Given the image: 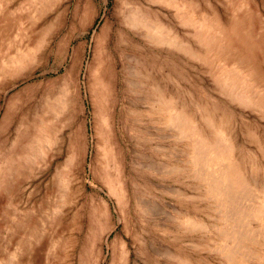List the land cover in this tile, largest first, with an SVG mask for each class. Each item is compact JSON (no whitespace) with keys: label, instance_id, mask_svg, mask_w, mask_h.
Here are the masks:
<instances>
[{"label":"rangeland","instance_id":"rangeland-1","mask_svg":"<svg viewBox=\"0 0 264 264\" xmlns=\"http://www.w3.org/2000/svg\"><path fill=\"white\" fill-rule=\"evenodd\" d=\"M127 3L0 0V264H264V0Z\"/></svg>","mask_w":264,"mask_h":264},{"label":"bare ground","instance_id":"bare-ground-1","mask_svg":"<svg viewBox=\"0 0 264 264\" xmlns=\"http://www.w3.org/2000/svg\"><path fill=\"white\" fill-rule=\"evenodd\" d=\"M129 2L130 3H127V4H130L131 6H129L130 8H127V9H129V11H127L128 13L126 14V17H125V22H126V24L128 26H130L132 28L140 29L141 31L144 32L145 36L152 37L151 38L152 40L154 39L157 43L163 44V46L164 45H168L169 47H173L177 51H180L181 50V47H182L181 40L178 37V35L176 34V32H174L173 29L165 28V26L164 25H161L160 22L158 23V20H156V19L152 20V17L151 16H153V15L148 14L149 12L148 13L147 12H144L138 6H134V3H132V0H129ZM99 37H101L100 32H99ZM146 38H149V37H146ZM98 39H96L97 42L100 41ZM183 47L185 48L184 44H183ZM185 50H186V48H185ZM98 58H99V56H98ZM75 64H76L75 61L72 60V63H71V67L70 68H75ZM151 75H150V73H148V75H147V78H150L149 81L152 83V80H153L154 81L153 83L156 82V84H157V82H158V85H159L158 79L155 76H153V75L151 76ZM156 88H158V86H156ZM157 95H158V98H161L162 97V93L161 92L158 93ZM241 97H242V94H241ZM234 98H235V95H234ZM236 100H237V98H236ZM177 107L178 106L174 102L173 103V107L170 109L171 112H172V116L171 117H172L173 120L183 119V122L184 121H188V123H189V121L193 120L192 117L190 116V114H188V112H186V111L184 112V114H188V116H186V115H184L185 117L182 116L183 113L180 114V111L178 110ZM170 110H169V112H170ZM229 164L230 163H228L227 159L221 158L219 160V164H217V171H218V173H225L227 171L226 169L229 167L228 166ZM187 223L188 224H191L192 222H190L188 220Z\"/></svg>","mask_w":264,"mask_h":264}]
</instances>
